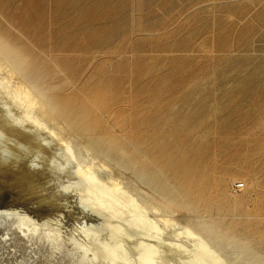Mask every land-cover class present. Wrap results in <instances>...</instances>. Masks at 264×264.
<instances>
[{
    "label": "bare ground",
    "instance_id": "bare-ground-1",
    "mask_svg": "<svg viewBox=\"0 0 264 264\" xmlns=\"http://www.w3.org/2000/svg\"><path fill=\"white\" fill-rule=\"evenodd\" d=\"M0 15L4 240L47 244L51 256L78 264H264V241L244 228L261 215L205 218L179 180L180 169L191 171L189 129L198 113L181 109L178 137L157 132L155 120L141 122L143 111L134 109L131 82L83 83L101 60L110 68L108 58H87L76 70L78 58H58L19 19L1 8ZM260 146L253 151L264 153Z\"/></svg>",
    "mask_w": 264,
    "mask_h": 264
},
{
    "label": "rangeland",
    "instance_id": "rangeland-1",
    "mask_svg": "<svg viewBox=\"0 0 264 264\" xmlns=\"http://www.w3.org/2000/svg\"><path fill=\"white\" fill-rule=\"evenodd\" d=\"M0 8L58 58H78L76 70L87 58H108L111 67L101 60L83 83L131 82L134 109L157 132L178 137L181 109L198 113L191 171L179 172L196 213L222 221L259 214L263 222L244 228L264 241V153L253 151L264 146V0H0ZM154 106L165 113L147 116ZM5 237L0 224V264H72L47 244Z\"/></svg>",
    "mask_w": 264,
    "mask_h": 264
},
{
    "label": "built area",
    "instance_id": "built-area-1",
    "mask_svg": "<svg viewBox=\"0 0 264 264\" xmlns=\"http://www.w3.org/2000/svg\"><path fill=\"white\" fill-rule=\"evenodd\" d=\"M233 188L235 191L240 190L242 188V184H235Z\"/></svg>",
    "mask_w": 264,
    "mask_h": 264
}]
</instances>
